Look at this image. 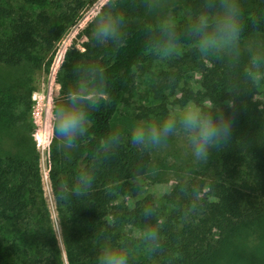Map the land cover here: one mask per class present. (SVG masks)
<instances>
[{
  "label": "trees",
  "instance_id": "16d2710c",
  "mask_svg": "<svg viewBox=\"0 0 264 264\" xmlns=\"http://www.w3.org/2000/svg\"><path fill=\"white\" fill-rule=\"evenodd\" d=\"M181 2L189 18L169 24L145 19L148 0L104 6L102 19L81 31L82 51L70 47L58 66L55 83L63 105L69 103L68 91L91 94L79 102L86 106L89 132L72 148L62 141L49 146L48 179L67 264H97L103 244L125 247L129 264H238L239 257L264 256V107L254 99L251 64L229 54L205 63L186 33L208 0ZM90 3L0 0V141L11 140L9 148H0V264H62L35 146L30 138L17 141L6 135L29 100L25 72L30 66H48L54 43ZM109 22H118L123 44L106 45L90 34V25L94 33ZM241 24L240 41L264 37V0L241 11ZM170 40L190 51L159 73V97L165 102L177 93L178 103L211 99L223 106L232 96L235 109L225 107L226 115L234 113L232 135L227 145L215 149L210 168L177 182L157 199L139 196L136 184L148 170V149L132 147L128 134L113 130L112 120L120 106L130 105L136 71L154 53L171 47ZM192 73L200 78L197 89L186 82ZM100 93H106L102 100L92 99ZM113 133L119 135L118 144L105 143ZM88 176L92 184L84 194L57 200L59 189H79V181ZM123 198L130 204L122 203ZM145 209L152 214L146 217ZM153 227L157 239L149 241L145 230Z\"/></svg>",
  "mask_w": 264,
  "mask_h": 264
},
{
  "label": "rangeland",
  "instance_id": "374dc122",
  "mask_svg": "<svg viewBox=\"0 0 264 264\" xmlns=\"http://www.w3.org/2000/svg\"><path fill=\"white\" fill-rule=\"evenodd\" d=\"M115 1L92 0V3L85 4L67 26L63 35L54 43L48 66L42 65L38 68L30 66L28 68L25 72L28 78L26 88H29V100L26 104L28 107L24 105L21 108L23 111L20 116L21 119L14 123V126H16L11 127L10 134L6 135L8 137L13 136L17 141L23 137H27L26 140L29 141L30 138L35 146L40 187L49 213L52 232L57 217L48 179L51 121L54 109L62 106L65 99L59 95V87L55 83V74L67 49L73 46L75 49L82 51L85 38L81 36V31L85 26L97 18L102 19V8ZM260 1L238 0L241 11L255 7ZM148 3L149 10L145 19L156 24H169L189 18L181 0H148ZM189 51V48L183 47L164 48L154 53L151 62L140 66L135 74L130 105L127 107L120 106L113 117L112 128L114 131L129 134L130 128L135 122H143L147 119L160 120L166 115L171 116L179 113L186 103L175 102L181 95L177 93L173 96L169 95L164 102L157 94L156 89L159 85V73L166 69L167 63L185 56ZM198 54L205 63L224 54L247 58L249 61L251 56L259 55L262 58L260 68L257 70V75L252 76L253 80H259L255 82L256 94L254 99L260 103L261 107H264V37L253 36L239 41L238 44L225 52L212 54L211 58L208 54ZM6 74L17 76L8 71H6ZM199 79L198 74L192 73L186 82L191 89H197ZM163 93L166 94L164 91ZM18 131H20L19 134ZM9 141L11 140H6L4 137L0 141L2 151L9 148ZM58 145H60V142ZM147 149L150 155V163L146 174L136 181L138 195H152L157 199L168 193L177 182L188 180L198 173L208 170L216 157L215 149H213L207 163L194 162L192 157L187 154L184 141L179 137H173L159 147H148ZM121 201L124 204H130L126 198L121 199ZM53 235L60 250L62 264H67L61 233L53 232ZM238 264H264V256L239 257Z\"/></svg>",
  "mask_w": 264,
  "mask_h": 264
},
{
  "label": "clouds",
  "instance_id": "9594fccd",
  "mask_svg": "<svg viewBox=\"0 0 264 264\" xmlns=\"http://www.w3.org/2000/svg\"><path fill=\"white\" fill-rule=\"evenodd\" d=\"M241 6L238 0H208L207 6L199 11L190 24L186 33L190 37L200 54H212L225 52L234 47L241 39ZM90 34L95 40L110 44L119 41L123 44L122 30L118 22H109L103 27L97 28ZM174 39V38H173ZM175 47L173 41L168 42ZM261 57H250L252 76L257 75L260 68ZM254 80L253 82H258ZM64 90L62 89V92ZM91 94L79 91H68L67 105L54 109L51 121V143L57 147L63 142L67 148L84 137L89 132V118L86 106H81L80 101L87 100ZM106 93H100L99 97L93 96V100H102ZM225 107L235 109V98L225 100L223 106L211 99L202 104L189 99L176 115H166L160 120H143L132 124L128 142L134 148L159 147L173 137H179L184 141L187 154L194 162L207 163L211 150L220 149L228 144L233 130L234 113L230 117L225 113ZM119 135L113 133L106 141L107 144H118ZM80 187L75 186L65 193L59 189L55 195L57 200H66L71 195H82L91 187L90 176L79 181ZM204 191H207L205 188ZM198 195L202 196L199 188ZM150 209L144 210V215L150 216ZM54 233H61L60 221L57 219L53 225ZM149 241L157 239V230L153 227L145 230ZM97 264H129V252L119 244H103L96 257Z\"/></svg>",
  "mask_w": 264,
  "mask_h": 264
}]
</instances>
